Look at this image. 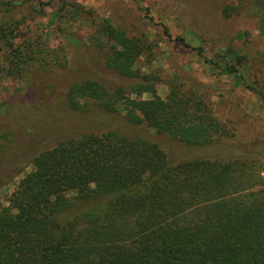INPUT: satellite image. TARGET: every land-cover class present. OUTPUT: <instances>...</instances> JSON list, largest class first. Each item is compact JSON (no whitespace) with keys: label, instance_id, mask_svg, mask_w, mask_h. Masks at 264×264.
<instances>
[{"label":"trees","instance_id":"trees-1","mask_svg":"<svg viewBox=\"0 0 264 264\" xmlns=\"http://www.w3.org/2000/svg\"><path fill=\"white\" fill-rule=\"evenodd\" d=\"M29 2L0 0V80L19 79L33 65L43 71L65 67L61 51L30 32L24 17L12 18ZM254 7L264 25V0ZM79 9L72 5L71 17ZM92 40L107 52L106 68L132 82L113 91L98 82L75 83L67 95L71 109L95 105L110 115L125 112L129 124L187 147L230 138L205 89L173 78L165 99L154 93L160 79L137 66L154 49L145 35L130 37L105 19ZM176 41L217 77L263 96L245 85L235 53L207 59L202 48ZM143 94L151 98H131ZM31 165L8 205L0 206V264H264V189L253 161L174 164L150 140L108 131L65 140Z\"/></svg>","mask_w":264,"mask_h":264},{"label":"rangeland","instance_id":"rangeland-1","mask_svg":"<svg viewBox=\"0 0 264 264\" xmlns=\"http://www.w3.org/2000/svg\"><path fill=\"white\" fill-rule=\"evenodd\" d=\"M254 3L255 0H30L28 8L16 10L12 18L24 17L30 32L38 31L50 49L61 51L65 67L43 71L33 65L19 79L0 80V206L8 205V197L32 171L31 163L39 153L71 138L108 131L148 139L174 164L196 159L253 161L260 170V189H264V25ZM77 4L79 15L74 18L69 11ZM228 6L231 11L226 10ZM105 19L128 36L145 35L154 44L152 54L140 59L137 66L143 74L150 72L160 79L154 88L158 97L166 98L173 78L187 87L205 89L214 116L232 137L210 146L187 147L155 135L143 124H129L125 112L110 115L95 105L71 109L67 95L75 83L98 82L110 91L131 85L132 81L106 68L108 54L92 40ZM162 26L167 28V35ZM177 37L192 48H202L207 59L227 51L235 53L242 58L237 69L245 85L263 96L244 91L230 78L217 77L210 65L194 50L183 47ZM131 98L149 100L151 96Z\"/></svg>","mask_w":264,"mask_h":264}]
</instances>
